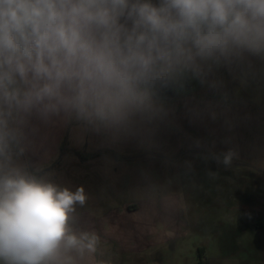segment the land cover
<instances>
[{"label": "clouds", "instance_id": "obj_1", "mask_svg": "<svg viewBox=\"0 0 264 264\" xmlns=\"http://www.w3.org/2000/svg\"><path fill=\"white\" fill-rule=\"evenodd\" d=\"M257 59L264 0H0V264H99V237L72 227L84 188L17 162L34 120L127 127L163 91Z\"/></svg>", "mask_w": 264, "mask_h": 264}, {"label": "rangeland", "instance_id": "obj_2", "mask_svg": "<svg viewBox=\"0 0 264 264\" xmlns=\"http://www.w3.org/2000/svg\"><path fill=\"white\" fill-rule=\"evenodd\" d=\"M173 91L172 98L158 99L157 111L149 120L98 134L107 148L114 145L112 150L133 157L121 164L113 163L114 158L105 163V175H116L117 181L115 196L107 197L106 204L178 194L185 235L153 257L168 258L167 264H198L199 260H206L205 264H264V173L219 164L210 153L218 151L215 155L223 161L229 153L233 155L234 146L253 141L260 128L258 121L264 126V61L254 60L253 67L244 70L221 67L203 83L193 80ZM188 110L195 113L173 118L172 112ZM164 112L172 119L165 118ZM185 143L196 144V148L188 149ZM146 153L149 158L143 156ZM174 153L178 158L168 161ZM17 162L32 174L38 172L27 167L23 156ZM55 166L44 167L42 177L70 188L65 163L58 169ZM85 206L77 204L75 212ZM138 259L109 250L99 264H161V260Z\"/></svg>", "mask_w": 264, "mask_h": 264}, {"label": "crops", "instance_id": "obj_3", "mask_svg": "<svg viewBox=\"0 0 264 264\" xmlns=\"http://www.w3.org/2000/svg\"><path fill=\"white\" fill-rule=\"evenodd\" d=\"M166 113L168 112H164V117L172 119ZM172 113L173 118L181 119L182 116L186 118L195 113V110ZM261 124L258 121L260 128L253 141H243L238 147L234 146V153L231 155L233 163L228 164L238 166V169L264 173V126L261 127ZM102 130H96L74 120L53 119L48 122L34 120L23 155L25 164L29 169L38 171L34 175L42 177L44 167L54 164L58 169L65 163L68 168L66 181L71 186L70 189L76 190L82 186L87 190L85 191L86 206L73 213L72 227L76 231L92 232L99 237L95 257L97 262L102 259V255L104 259L105 253L110 250L116 254H127L131 259L137 256L141 261L161 260V264H167L168 258L159 259L153 255L159 253L165 245L185 235L181 230L183 224L179 220L181 210L179 195L159 194L149 199L108 206L107 197L111 200L115 196L117 181L116 175H105V163L114 158L116 162L113 163L121 164L122 161L128 162L133 157L123 156L122 153L112 150L115 148L114 145L109 146L112 149L107 148V145L99 140L98 134ZM192 139L196 141L195 138ZM187 146L188 149L196 148V144L195 146L187 144ZM169 147L171 144H168ZM62 148L63 151L60 152ZM75 152H78V155H75ZM217 152L212 150L211 156L214 154L216 161L223 164V161L218 160V155H215ZM149 155L150 153L143 154L148 158ZM177 155L167 157L168 161L169 158H178ZM70 156L74 157L67 158ZM57 157L59 160L55 163ZM144 157L143 159H146ZM112 168L115 169L114 166ZM244 208L248 210L247 205ZM205 262L206 260H199L198 264Z\"/></svg>", "mask_w": 264, "mask_h": 264}, {"label": "trees", "instance_id": "obj_4", "mask_svg": "<svg viewBox=\"0 0 264 264\" xmlns=\"http://www.w3.org/2000/svg\"><path fill=\"white\" fill-rule=\"evenodd\" d=\"M173 95H174L173 89H168L160 93L158 99L159 100L169 99V98H172Z\"/></svg>", "mask_w": 264, "mask_h": 264}]
</instances>
